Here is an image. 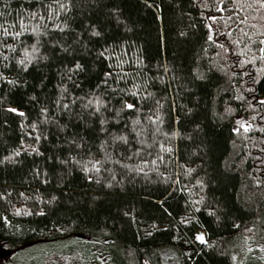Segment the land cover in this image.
<instances>
[{
  "label": "trees",
  "instance_id": "trees-1",
  "mask_svg": "<svg viewBox=\"0 0 264 264\" xmlns=\"http://www.w3.org/2000/svg\"><path fill=\"white\" fill-rule=\"evenodd\" d=\"M262 41L264 0H0V260L264 264Z\"/></svg>",
  "mask_w": 264,
  "mask_h": 264
},
{
  "label": "snow or ice",
  "instance_id": "snow-or-ice-1",
  "mask_svg": "<svg viewBox=\"0 0 264 264\" xmlns=\"http://www.w3.org/2000/svg\"><path fill=\"white\" fill-rule=\"evenodd\" d=\"M17 35H18V34H17ZM209 39H211V36H209ZM262 43H264V41H262ZM221 47H223V45H221ZM261 51L264 52V49H261ZM20 63L23 64L24 61L21 60ZM76 67L78 68V67H79V64H77ZM2 75H3V74L0 73V76H2ZM4 79H7V77H4ZM8 82H9V83H13L12 81H8ZM94 103H96V105H97V108H96L95 110L98 111V110H99V105L102 104L103 101L96 100V101H94ZM261 103H264V100H262ZM64 107L67 108V105H64ZM125 107H126V108H132V107H134V106H133L132 104H129V103L125 102ZM10 110L13 111V112L18 111V110L15 109V108H12V109H10ZM21 115H22V113H21ZM241 123H242V122H241ZM243 126H244L245 128L248 127L247 125H243ZM119 138H120V139H123V137H119ZM4 219L6 220L7 218L5 217ZM196 239H197V240H200V241H203V239H204V238H203V234H202V233H198L197 236H196ZM145 264H147V262H145Z\"/></svg>",
  "mask_w": 264,
  "mask_h": 264
},
{
  "label": "rangeland",
  "instance_id": "rangeland-1",
  "mask_svg": "<svg viewBox=\"0 0 264 264\" xmlns=\"http://www.w3.org/2000/svg\"><path fill=\"white\" fill-rule=\"evenodd\" d=\"M1 255H3V254L0 253V257H2ZM7 259H8V258H7ZM7 259H5V260H3V261L0 260V264H9L10 261L7 260ZM6 260H7V261H6ZM11 264H13V263L11 262Z\"/></svg>",
  "mask_w": 264,
  "mask_h": 264
}]
</instances>
